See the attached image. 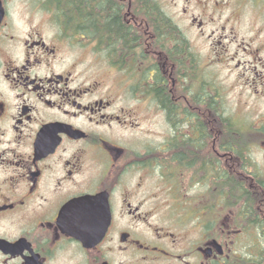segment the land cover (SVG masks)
<instances>
[{
  "label": "flooded vegetation",
  "instance_id": "af4514ba",
  "mask_svg": "<svg viewBox=\"0 0 264 264\" xmlns=\"http://www.w3.org/2000/svg\"><path fill=\"white\" fill-rule=\"evenodd\" d=\"M150 1L0 0V264H264V0Z\"/></svg>",
  "mask_w": 264,
  "mask_h": 264
},
{
  "label": "trees",
  "instance_id": "16d2710c",
  "mask_svg": "<svg viewBox=\"0 0 264 264\" xmlns=\"http://www.w3.org/2000/svg\"><path fill=\"white\" fill-rule=\"evenodd\" d=\"M68 20V19H67ZM72 22L75 23V19H69ZM88 22H91L93 20V23H96L95 29H123L122 24L120 23L119 19H109V18H87ZM145 24L146 29H179L173 21H171L170 18H168L163 12H160L158 10V7L151 2L150 0H146V14H145ZM103 23V24H102ZM74 24H70L69 28H73ZM211 79V78H210ZM211 83H215L213 79H211ZM217 95L222 98L220 92L217 91ZM212 103V99H211ZM213 104V103H212ZM233 119L231 116L227 115L226 117V123H229L231 126L233 123ZM245 133L242 131V136H244ZM227 138L234 137L233 130H230V128H227Z\"/></svg>",
  "mask_w": 264,
  "mask_h": 264
},
{
  "label": "rangeland",
  "instance_id": "374dc122",
  "mask_svg": "<svg viewBox=\"0 0 264 264\" xmlns=\"http://www.w3.org/2000/svg\"><path fill=\"white\" fill-rule=\"evenodd\" d=\"M47 27V25L45 26ZM49 28V27H48ZM51 28V27H50ZM49 28V29H50ZM85 58V56L83 55ZM89 57V56H87ZM88 61L90 59H87ZM212 71L215 73L218 80L223 86L226 87L227 102L231 108L241 111L245 117H250L251 120H259V118L264 117V99H251L244 98L243 104L241 105L237 99V91L235 90V82L231 81L233 77H230V73L227 72L229 76L224 75L219 71L217 67L213 68ZM221 74V75H220ZM263 115V116H262Z\"/></svg>",
  "mask_w": 264,
  "mask_h": 264
}]
</instances>
